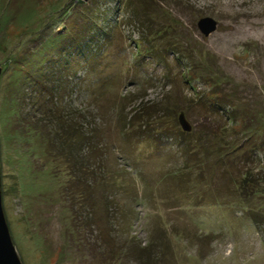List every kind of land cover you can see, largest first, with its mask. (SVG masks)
<instances>
[{
	"label": "rangeland",
	"instance_id": "rangeland-1",
	"mask_svg": "<svg viewBox=\"0 0 264 264\" xmlns=\"http://www.w3.org/2000/svg\"><path fill=\"white\" fill-rule=\"evenodd\" d=\"M0 184L21 264H264V0H0Z\"/></svg>",
	"mask_w": 264,
	"mask_h": 264
},
{
	"label": "trees",
	"instance_id": "trees-1",
	"mask_svg": "<svg viewBox=\"0 0 264 264\" xmlns=\"http://www.w3.org/2000/svg\"><path fill=\"white\" fill-rule=\"evenodd\" d=\"M70 23V29L68 30V35L66 36V38L63 40V46H62V50L66 49V44H70V43H74V44H78L80 41H82V38H85L90 32H89V28L91 27V25H94V22L91 18H87L86 16L82 15L81 17H79V15L71 17L69 19ZM60 48V47H59ZM62 68V67H61ZM38 70V69H37ZM29 79L36 81V84H38L40 86L41 84V88H44L47 90V85L44 84L42 81H40L38 74H34V73H30L28 74ZM218 84V83H217ZM217 84H214L215 88L213 87L212 89L210 88V90H208L207 92L204 93V95L208 98L207 100H201V104L202 106L207 109V110H211V109H216V106L219 105V107L221 106L222 103H225L227 101V98L224 97V91L221 89V86H217ZM148 104L146 102L142 103L141 105V109L145 110ZM150 108V107H149ZM219 110V109H218ZM139 111H135V113H133L130 116V119H132L131 117H135L136 115H139L140 113H138ZM145 112V111H143ZM229 115V113H228ZM55 116V121L53 123V127L56 129V126L59 127V130L56 132L55 134V138L58 139V133H61V129H68L67 126H63L60 122L62 121L61 116ZM67 131V130H66ZM180 133L186 135L187 133L184 132L183 130H179ZM61 140V138H59ZM49 142L52 141L49 140ZM54 142V140H53ZM187 148V147H186ZM82 178L80 174H76L74 176H72V178H70V184L69 187H73L77 188L78 193H80L85 200H90L91 197V189L88 188V185H84ZM86 184V183H85ZM76 190V189H75ZM2 193V191H1ZM74 193V192H73ZM72 193V194H73ZM107 199H104L102 202H100V206L102 209H106L107 208ZM93 203L96 204L98 206V203H96L95 200H93ZM95 219H97L96 217L93 219L92 217H90L88 220L89 221H96ZM89 221L86 220L87 223H89ZM104 228H101L100 231L102 232ZM101 239L105 240L107 243H109V239L106 235V233H101L100 235ZM136 248V250H138V254H140L141 256V262L143 264H150L151 263V251H150V247L146 246L144 248H140V247H134ZM133 248V250H134ZM112 250V249H111ZM110 251V250H109ZM150 262V263H149ZM154 263V262H152Z\"/></svg>",
	"mask_w": 264,
	"mask_h": 264
},
{
	"label": "water",
	"instance_id": "water-1",
	"mask_svg": "<svg viewBox=\"0 0 264 264\" xmlns=\"http://www.w3.org/2000/svg\"><path fill=\"white\" fill-rule=\"evenodd\" d=\"M197 26L203 32L208 35L209 32L216 28V20L210 16H203L197 20ZM178 122L181 124L183 130L188 131L191 124L185 118L184 112L178 113ZM1 186V184H0ZM1 192V188H0ZM0 264H21V260L18 258L16 249L13 245L12 237L8 231L6 219H4L3 210L1 207V196H0Z\"/></svg>",
	"mask_w": 264,
	"mask_h": 264
}]
</instances>
